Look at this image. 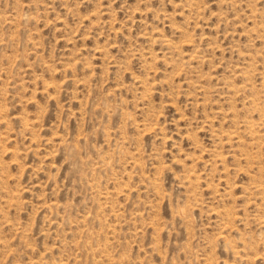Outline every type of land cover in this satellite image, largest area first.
<instances>
[{"label":"rangeland","instance_id":"rangeland-1","mask_svg":"<svg viewBox=\"0 0 264 264\" xmlns=\"http://www.w3.org/2000/svg\"><path fill=\"white\" fill-rule=\"evenodd\" d=\"M0 264H264V0H0Z\"/></svg>","mask_w":264,"mask_h":264},{"label":"bare ground","instance_id":"bare-ground-1","mask_svg":"<svg viewBox=\"0 0 264 264\" xmlns=\"http://www.w3.org/2000/svg\"><path fill=\"white\" fill-rule=\"evenodd\" d=\"M245 122V121H244Z\"/></svg>","mask_w":264,"mask_h":264}]
</instances>
